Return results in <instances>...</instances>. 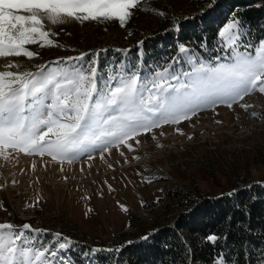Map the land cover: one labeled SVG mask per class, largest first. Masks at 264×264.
<instances>
[{"label": "rangeland", "instance_id": "374dc122", "mask_svg": "<svg viewBox=\"0 0 264 264\" xmlns=\"http://www.w3.org/2000/svg\"><path fill=\"white\" fill-rule=\"evenodd\" d=\"M212 7L198 0H141L124 27L117 21L81 23L67 18L58 25L45 21V30L60 47L28 46L39 54L37 58H0V72L35 73L37 65H48L47 71L56 72L65 67L57 65V60L86 54L80 63L96 62L100 89L109 77L115 82L132 74L148 83L165 68L179 77L168 81L177 87L188 82L187 74L195 67L233 62L223 43L225 56L208 62L178 40L180 22L208 16ZM261 41L264 38L252 45L240 35L239 50L254 54ZM180 46L188 52L181 54ZM10 62L19 68H8ZM240 103L251 107H205L191 120L137 137L139 145L129 141L134 151L114 148L104 153V159L99 151H93L94 159H86L85 153L73 163L61 165L47 155L6 150L0 155V224L20 228L27 223L43 230V235L26 233L29 242L22 246L56 251L51 264H99L92 250L109 249L119 235H131L138 220L148 231L164 225L165 189L182 186L218 197L230 194L241 178L252 185H264V94L254 91ZM69 230L78 236L69 237ZM55 233L66 238L61 240L68 245L64 250L58 245L53 249ZM79 245L88 246V253L80 252Z\"/></svg>", "mask_w": 264, "mask_h": 264}, {"label": "snow or ice", "instance_id": "6c2138e0", "mask_svg": "<svg viewBox=\"0 0 264 264\" xmlns=\"http://www.w3.org/2000/svg\"><path fill=\"white\" fill-rule=\"evenodd\" d=\"M140 3L141 0H0V58L33 60L39 54L28 46L60 47L50 38L52 33L45 30V21L51 25L62 24L67 18L81 23L117 21L124 27ZM214 3L215 0H209L208 7ZM242 28L241 20L233 14L218 30L232 63L195 67L187 74L188 82L177 87L168 81L179 77L165 68L157 71L148 83L132 74L115 82L109 77L100 89L96 62L80 63L86 54L57 60V65L63 63L65 67L56 72L47 71L48 65H37L35 73L0 72V155L11 149L30 156L47 155L63 165L73 163L85 153L86 159H94L92 152L99 151L104 159V153H111L114 148L119 150L123 146L134 151L129 141L139 145L137 137L165 125L191 120L205 107L215 110L217 105H223L232 109L239 104L247 110L251 105L240 101L254 91L264 94V41L254 49V54L241 52ZM179 52L184 54L188 49L180 46ZM7 67L18 69L19 65L10 62ZM151 138L156 140L155 135ZM120 155L124 153L121 151ZM33 232L44 234L27 223L20 228L12 223L0 224V264H51L50 257L55 258L56 251L43 246L34 251L22 246L29 242L26 233ZM54 235L53 249L57 245L60 250L67 248V243L61 242L66 238L60 233ZM219 238L207 237L212 243Z\"/></svg>", "mask_w": 264, "mask_h": 264}, {"label": "trees", "instance_id": "16d2710c", "mask_svg": "<svg viewBox=\"0 0 264 264\" xmlns=\"http://www.w3.org/2000/svg\"><path fill=\"white\" fill-rule=\"evenodd\" d=\"M215 3L208 16L194 18L191 23L180 22L179 42L189 44L193 52L208 62L222 58L225 51L218 30L233 14L243 24L242 40L253 45L264 38V0H215ZM174 49L167 51L173 53ZM230 193L216 197L182 186L165 189L168 203L163 209L164 225L148 231L138 220L134 233L119 235L117 242L110 245L111 251L94 252L97 262L264 264V185H252L241 178ZM67 232L71 238L78 236L75 231ZM209 235L220 238L212 243L207 239ZM146 236L148 239H143ZM70 241L72 246L76 245L73 239ZM79 246L80 252L88 253L85 251L88 246Z\"/></svg>", "mask_w": 264, "mask_h": 264}]
</instances>
